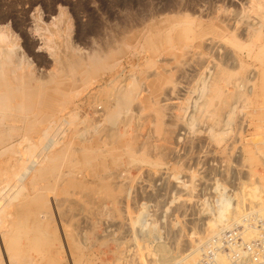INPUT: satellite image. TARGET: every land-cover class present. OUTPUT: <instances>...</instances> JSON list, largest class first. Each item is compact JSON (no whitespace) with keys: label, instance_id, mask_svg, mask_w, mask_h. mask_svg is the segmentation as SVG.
<instances>
[{"label":"rangeland","instance_id":"374dc122","mask_svg":"<svg viewBox=\"0 0 264 264\" xmlns=\"http://www.w3.org/2000/svg\"><path fill=\"white\" fill-rule=\"evenodd\" d=\"M177 19L204 31L184 60L162 33ZM0 35L44 80H60V114L75 113L53 148L68 146L66 156L48 164L47 180L61 177L52 236L41 249L1 244L0 264H157V247L159 264L197 263L245 211L264 217V0H0ZM93 51L104 63L85 88L66 59ZM125 82L137 84L130 112L111 119ZM73 235L80 253L62 242Z\"/></svg>","mask_w":264,"mask_h":264},{"label":"bare ground","instance_id":"6f19581e","mask_svg":"<svg viewBox=\"0 0 264 264\" xmlns=\"http://www.w3.org/2000/svg\"><path fill=\"white\" fill-rule=\"evenodd\" d=\"M165 21L168 22V20ZM174 21L168 26L167 31L162 32L165 38L164 44L166 48L179 50L178 56L181 54L183 57L186 54L184 49L188 47L187 42L191 38H200L204 35V31L196 29L200 27L199 22L186 19ZM230 42L236 46L241 44L234 37ZM1 43H5L3 35H0V240H2L0 245L8 243V246L16 250L20 242L24 240L25 243L28 242L41 249L45 243L48 244V239L52 236L50 221L53 215L50 210L55 202L51 201L50 190L61 179L60 174H57L53 183L47 180L50 171L48 164L66 156L68 146L53 148L59 142L58 135L61 128L72 123L75 113L72 109L67 111L66 115L60 114L65 108L67 98L66 92L59 87V85L62 86L60 80L53 77L50 80H44L22 55L9 48V44L1 45ZM257 54L264 63V47L260 48ZM182 59L184 60V57ZM58 60L59 58H56V61ZM101 63H104L103 58L95 51L87 57L78 55L66 59L70 72L76 73L75 80H80L85 88L89 84L93 85L92 82L95 83L94 75L98 73ZM229 76L230 73H227L225 77L228 79ZM136 91V82L120 83L115 88V95L110 101L108 117L112 119L121 112H130V105L136 96ZM86 140V136L81 139L82 146L79 152L82 158H90L93 152L86 147ZM251 153L249 152L250 157L253 155ZM252 158L255 159L254 156L251 160ZM87 163H89L88 160ZM260 190L257 194L262 197ZM37 203H43L46 209L36 211ZM58 204L60 203L55 205L59 206ZM260 205L264 211V201H261ZM75 234L78 235L77 231ZM78 237L75 238L73 235L72 238L63 239L62 242L71 243L77 253H80V248L76 246V239H80ZM157 250L160 252L157 256L158 260L163 261L160 255L162 250L158 247ZM44 259L36 264H53L50 259ZM118 260H121V257H118ZM158 260H156L157 264H159ZM195 261L188 258L185 263L196 264Z\"/></svg>","mask_w":264,"mask_h":264},{"label":"built area","instance_id":"2783aa9c","mask_svg":"<svg viewBox=\"0 0 264 264\" xmlns=\"http://www.w3.org/2000/svg\"><path fill=\"white\" fill-rule=\"evenodd\" d=\"M245 212L202 245L196 264H264V217Z\"/></svg>","mask_w":264,"mask_h":264}]
</instances>
